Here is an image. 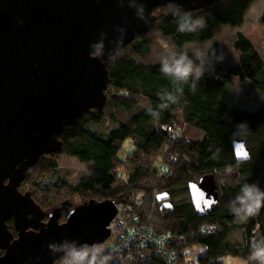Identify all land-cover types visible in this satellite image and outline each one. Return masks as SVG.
<instances>
[{
  "label": "trees",
  "instance_id": "1",
  "mask_svg": "<svg viewBox=\"0 0 264 264\" xmlns=\"http://www.w3.org/2000/svg\"><path fill=\"white\" fill-rule=\"evenodd\" d=\"M261 1L220 0L194 12L173 6L157 9L155 27L110 59L106 106L83 114L75 128H66L60 138L63 153L41 157L20 191L29 193L45 213L67 203L62 222L89 198L115 201L133 211L140 225L173 235L170 245L180 255L175 264H224L227 257L250 264L252 242L264 240V208L246 219H237L230 209L240 183H258L264 189V59L248 35L237 30L249 8ZM185 14L193 21L191 31L179 29ZM164 43L170 51L164 52ZM185 48L194 60V54L200 56L193 67L203 76L195 91L190 79L178 93L160 71V59ZM236 80L240 90L235 89ZM161 92L171 93L172 99L161 100ZM183 122L197 136L171 142L163 126ZM240 138L251 150L248 163H238L234 154L233 144ZM61 155L78 163L65 165ZM231 173L237 181L224 183L223 176ZM207 175L217 181L219 204L200 216L189 185ZM75 177L78 185L73 186L69 180ZM166 192L173 212L162 211L157 202ZM9 226L16 235L13 221ZM206 226L214 232H203ZM142 250L132 248L123 257L91 248L76 254L93 264H164L150 249Z\"/></svg>",
  "mask_w": 264,
  "mask_h": 264
},
{
  "label": "water",
  "instance_id": "2",
  "mask_svg": "<svg viewBox=\"0 0 264 264\" xmlns=\"http://www.w3.org/2000/svg\"><path fill=\"white\" fill-rule=\"evenodd\" d=\"M219 1L0 0V264H56L73 249L95 248L109 239L117 202H86L60 224L62 207L45 213L20 191L25 176L41 157L63 153L66 128L106 106L109 54L148 34L158 22L157 9L194 12ZM140 3L148 24L137 18ZM233 148L238 163L251 161L244 138ZM218 188L214 175L190 183L200 216L219 204ZM157 202L162 211L173 212L168 192Z\"/></svg>",
  "mask_w": 264,
  "mask_h": 264
},
{
  "label": "clouds",
  "instance_id": "3",
  "mask_svg": "<svg viewBox=\"0 0 264 264\" xmlns=\"http://www.w3.org/2000/svg\"><path fill=\"white\" fill-rule=\"evenodd\" d=\"M130 8H135L134 4L129 5ZM137 18L143 20L145 24L149 23L146 15V6L143 3L139 4L136 11ZM193 21L190 14H185L179 18L180 31H191L189 26ZM118 53L109 54L108 58H114ZM195 55V60H200L198 54ZM220 57H223L222 55ZM218 57V59L220 58ZM195 60L189 56L188 49L183 51L168 53L160 59V71L168 77L173 85L175 91L182 93L183 89L181 84H187L189 80H192L191 87L193 91L196 89V81L203 76L198 68H194ZM203 63V61H201ZM161 100H171V93H160ZM246 129L243 128L242 132ZM241 132V133H242ZM262 208H264V189H262L258 183L243 182L239 185V191L235 195V198L231 201V211L237 219H246L256 215ZM81 251L80 249H73L67 252L63 258L62 264H93L90 259L81 258L76 253ZM250 264H264V240H255L251 244L250 255L248 256Z\"/></svg>",
  "mask_w": 264,
  "mask_h": 264
},
{
  "label": "built area",
  "instance_id": "4",
  "mask_svg": "<svg viewBox=\"0 0 264 264\" xmlns=\"http://www.w3.org/2000/svg\"><path fill=\"white\" fill-rule=\"evenodd\" d=\"M174 128V126L170 125L163 126L170 139L182 141L183 138L173 131ZM163 169L161 167V170ZM139 222L138 216L133 211L119 207L117 216L108 227L110 232L109 239L103 245L91 249L114 252V257L127 256L132 248L142 252V249H150L151 254L157 255L164 264L165 262L169 264L180 262L178 251L170 245V241L173 240L171 233L156 234L148 229L146 225H140ZM202 231L208 233L211 231L213 233L214 228L206 226L202 228ZM86 248L90 247L80 248V250L84 252ZM91 254L92 252L88 253V255ZM187 261H189L188 258ZM189 264H193V262H189Z\"/></svg>",
  "mask_w": 264,
  "mask_h": 264
},
{
  "label": "rangeland",
  "instance_id": "5",
  "mask_svg": "<svg viewBox=\"0 0 264 264\" xmlns=\"http://www.w3.org/2000/svg\"><path fill=\"white\" fill-rule=\"evenodd\" d=\"M259 5H254L252 6L249 14L247 15V22L244 25V27H241L237 30L238 33H246L248 35V39L250 40V42L252 43V45L255 47V49L257 50V52L260 54V56L264 59V38H263V27H258V26H254V24L258 25L260 23V19H262V14H263V5L261 4V2H258ZM159 14V11H157L156 15ZM263 23V22H262ZM262 26V24H261ZM163 48H164V52H168L170 51V47L169 44L164 43L163 44ZM241 88V83L236 80L235 81V89L240 90ZM175 128L173 129L174 132H176V134H179V136L181 138H186V140H191L193 138H195L197 136V134L191 132L188 130L187 125L183 122L177 126H174ZM199 137V135H198ZM197 137V138H198ZM171 142H176L173 141L172 139H170ZM165 150H163L162 155H164ZM123 155L125 156V153H123ZM177 156V155H174ZM61 162L65 163V165H69V162H73V163H78V160L76 158L73 157H68V156H63L61 155ZM177 157H175L176 159ZM174 159V160H175ZM163 165V163L160 161L158 163V167H161ZM81 170V169H79ZM224 183H234L235 181H237V175L235 173H231L228 175H224L223 176V180ZM69 182L73 185L76 186L78 185V178H72L69 180ZM98 201V198H89L86 202L89 201ZM160 206V205H159ZM154 213L156 212L155 208H154ZM237 240H241V236L238 234L237 235ZM203 250H205L206 248H202ZM224 264H248L245 260L242 259H237V258H232V257H227L225 259V263Z\"/></svg>",
  "mask_w": 264,
  "mask_h": 264
},
{
  "label": "crops",
  "instance_id": "6",
  "mask_svg": "<svg viewBox=\"0 0 264 264\" xmlns=\"http://www.w3.org/2000/svg\"><path fill=\"white\" fill-rule=\"evenodd\" d=\"M261 4L263 5V9H264V0L263 1H261ZM254 5H259L258 3H254L252 6H254ZM252 6L249 8V10H248V12H247V14H246V21H245V24H246V22H247V15L249 14V12H250V10H251V8H252ZM262 19H260L261 21H260V23L258 24V25H256V24H254V26H258V27H263V20H264V11H263V14H262V17H261ZM244 24V25H245ZM261 24H262V26H261ZM244 25L242 26V27H244ZM245 35H247L246 33H244ZM263 38H264V33H263Z\"/></svg>",
  "mask_w": 264,
  "mask_h": 264
},
{
  "label": "flooded vegetation",
  "instance_id": "7",
  "mask_svg": "<svg viewBox=\"0 0 264 264\" xmlns=\"http://www.w3.org/2000/svg\"><path fill=\"white\" fill-rule=\"evenodd\" d=\"M98 202H100V201H98ZM67 205V203H65V204H61L59 207H62V213H63V210H64V207ZM59 207H57V208H59ZM57 208H54L50 213H52L55 209H57ZM49 220V219H48ZM47 220V221H48ZM14 223V222H13ZM64 222H62V218H61V220H60V224H63ZM15 227V226H14ZM16 230V229H15ZM14 237L15 238H18V234H17V232H16V235H14ZM3 252V251H2ZM4 255V252H3V254H2V256ZM2 256H0V257H2ZM63 259V258H62ZM61 259V260H62ZM59 262H57L56 264H58Z\"/></svg>",
  "mask_w": 264,
  "mask_h": 264
},
{
  "label": "snow or ice",
  "instance_id": "8",
  "mask_svg": "<svg viewBox=\"0 0 264 264\" xmlns=\"http://www.w3.org/2000/svg\"><path fill=\"white\" fill-rule=\"evenodd\" d=\"M242 155L244 154V153H241Z\"/></svg>",
  "mask_w": 264,
  "mask_h": 264
},
{
  "label": "bare ground",
  "instance_id": "9",
  "mask_svg": "<svg viewBox=\"0 0 264 264\" xmlns=\"http://www.w3.org/2000/svg\"><path fill=\"white\" fill-rule=\"evenodd\" d=\"M171 126V125H170ZM155 255V254H154Z\"/></svg>",
  "mask_w": 264,
  "mask_h": 264
}]
</instances>
